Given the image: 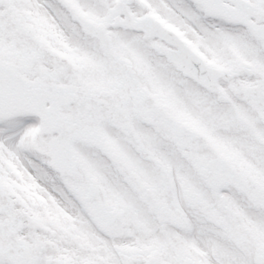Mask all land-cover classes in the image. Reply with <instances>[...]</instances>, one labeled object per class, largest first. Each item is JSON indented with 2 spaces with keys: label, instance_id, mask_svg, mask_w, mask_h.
Returning a JSON list of instances; mask_svg holds the SVG:
<instances>
[{
  "label": "snow or ice",
  "instance_id": "6c2138e0",
  "mask_svg": "<svg viewBox=\"0 0 264 264\" xmlns=\"http://www.w3.org/2000/svg\"><path fill=\"white\" fill-rule=\"evenodd\" d=\"M0 264H264V0H0Z\"/></svg>",
  "mask_w": 264,
  "mask_h": 264
}]
</instances>
